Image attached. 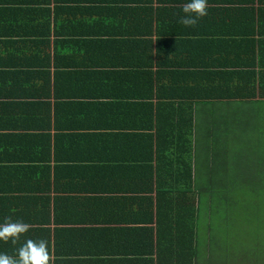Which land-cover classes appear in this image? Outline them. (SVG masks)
<instances>
[{
  "label": "crops",
  "instance_id": "0c3cea01",
  "mask_svg": "<svg viewBox=\"0 0 264 264\" xmlns=\"http://www.w3.org/2000/svg\"><path fill=\"white\" fill-rule=\"evenodd\" d=\"M188 2L0 0V224L30 225L0 253L43 239L54 264H156L187 233L156 209V152L184 145L193 189L212 137L248 114L264 140V0H208L193 27Z\"/></svg>",
  "mask_w": 264,
  "mask_h": 264
},
{
  "label": "rangeland",
  "instance_id": "374dc122",
  "mask_svg": "<svg viewBox=\"0 0 264 264\" xmlns=\"http://www.w3.org/2000/svg\"><path fill=\"white\" fill-rule=\"evenodd\" d=\"M242 120L210 139L212 159L195 155L196 180L215 206L205 201L194 221L205 247L197 264H264V140L248 114Z\"/></svg>",
  "mask_w": 264,
  "mask_h": 264
},
{
  "label": "trees",
  "instance_id": "16d2710c",
  "mask_svg": "<svg viewBox=\"0 0 264 264\" xmlns=\"http://www.w3.org/2000/svg\"><path fill=\"white\" fill-rule=\"evenodd\" d=\"M214 92L211 95L197 96V98L202 100L223 98L249 99L253 96V92L249 89L242 94L234 96L219 94V92H217L216 90ZM190 127L191 126L189 125L188 134L190 133ZM185 132V130L182 132L184 138ZM182 134L180 133L179 137H181ZM182 148V160H180L179 157L175 159V155L174 159L166 160V155L162 154L161 156V153L159 151L156 152V161L159 160L160 157L161 161L155 165V170H165V168L161 167V162L163 161H168L166 165L170 167H177L178 170L182 165L183 169V173L180 171H174L172 173L168 170L167 172L162 170L161 174H158L156 176L154 184V189L156 192V209L158 211L160 210V207H162L161 202H169L171 206V208H169L175 209L176 212L175 214V212L172 211L176 217V223L174 227L175 231H177L178 228L179 231H182L181 229L184 228L187 231V233L184 235H181L179 232V235L173 234L171 237L172 239L161 238L157 241V250L155 249L157 251L156 264H197V257L204 251L202 246L203 240L199 236V233H195L194 221L196 220V217L199 216L200 208L205 201L207 202L208 207L212 206L213 208H215L214 205H211L213 198L209 199L212 196V191H209L205 186L202 187L200 182L196 180L195 177L193 180L194 187L193 189L191 188L190 183L192 177L190 176V165L188 168L189 174L188 176H185V146L183 145ZM189 152L190 145H187V153ZM147 161H150V159L148 158L146 162ZM149 165V163H146L145 167L147 169H151L152 167ZM150 180L151 175L148 178L149 183ZM153 183L154 181L152 182V184ZM207 246L209 247V244ZM152 252L155 251H147V253ZM145 264H154L153 258H147Z\"/></svg>",
  "mask_w": 264,
  "mask_h": 264
},
{
  "label": "clouds",
  "instance_id": "9594fccd",
  "mask_svg": "<svg viewBox=\"0 0 264 264\" xmlns=\"http://www.w3.org/2000/svg\"><path fill=\"white\" fill-rule=\"evenodd\" d=\"M185 14L179 23L186 27L195 26L200 18L208 14V0H189L183 5ZM155 54V53H153ZM30 225L23 221H12L11 217L0 224V241L16 245L20 237L26 234ZM0 264H54L47 240L27 239L18 249L15 256L0 253Z\"/></svg>",
  "mask_w": 264,
  "mask_h": 264
}]
</instances>
